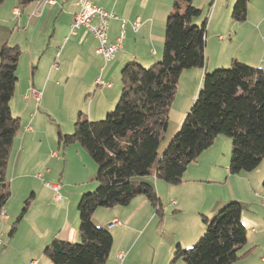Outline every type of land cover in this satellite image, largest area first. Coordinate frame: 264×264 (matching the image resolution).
<instances>
[{
	"label": "crops",
	"instance_id": "0c3cea01",
	"mask_svg": "<svg viewBox=\"0 0 264 264\" xmlns=\"http://www.w3.org/2000/svg\"><path fill=\"white\" fill-rule=\"evenodd\" d=\"M48 1L31 0L20 6L18 0H4L0 5V48L4 43L17 45L22 51L17 68L30 72L20 97L9 103L20 127L13 141L7 177L11 187L15 180L24 179L26 192H32L20 226L24 249L17 253L13 250L17 224L9 235L19 216L14 220L16 204L7 201L2 209L0 264H42L44 247L52 238L72 243L79 240L77 204L83 192L97 186V166L79 144L63 147L59 133L68 134L79 113L94 121L113 110L121 92L120 72L126 64L137 62L147 68L160 60L165 20L174 2L92 0L117 16L109 23V41H115L124 30L122 48L114 59L105 62L94 51L96 41L89 32L77 29L70 33L78 10L75 0ZM235 1L191 0L201 10L194 23H206V69L188 70L192 87L186 102L195 99L203 74L210 69L238 60L264 71V0H248L242 22L231 17ZM16 9L18 13H14ZM137 18L139 25L134 28ZM97 78L104 84H98ZM30 89L41 91L37 103L27 96ZM59 95L62 108L58 125L47 124L39 108H47ZM230 150V138L218 135L187 165L178 184L142 178L155 188L159 200L156 207L144 195H136L126 205L96 209L93 223L112 236L106 264H185L182 259L172 262L174 251L191 247L204 232L202 219H211L231 201L240 203V221L246 229V243L232 264H262L264 158L252 171L230 174ZM68 166L70 172L72 169L84 176L82 183L65 177ZM25 196L23 193L19 201ZM113 219L120 223L109 226ZM119 253L124 254L122 260Z\"/></svg>",
	"mask_w": 264,
	"mask_h": 264
},
{
	"label": "trees",
	"instance_id": "16d2710c",
	"mask_svg": "<svg viewBox=\"0 0 264 264\" xmlns=\"http://www.w3.org/2000/svg\"><path fill=\"white\" fill-rule=\"evenodd\" d=\"M18 1L24 6L31 0ZM247 2L235 1L231 11L235 21L245 20ZM200 14L191 0H174L165 20L160 60L147 68L137 62L126 64L120 72L121 92L114 109L104 119L94 121L79 113L73 133H59L63 147L77 143L95 162L98 185L94 191L83 193L77 204L79 240L72 243L54 237L44 247L43 255L51 264H106L112 236L93 223L96 209L126 205L136 195H144L156 207L159 200L155 188L142 178L178 184L187 165L218 135L231 140L230 174L252 171L264 158V71L238 60L226 68L204 72L180 128L159 153L179 76L185 69H203L206 64V23H194ZM21 52L17 45L8 43L0 48V211L11 194L7 172L20 127L9 103ZM28 202L29 199L9 235L14 233ZM240 214V203L231 201L211 219L203 218V234L191 247H178L172 262L182 259L185 264L234 263L246 243Z\"/></svg>",
	"mask_w": 264,
	"mask_h": 264
},
{
	"label": "rangeland",
	"instance_id": "374dc122",
	"mask_svg": "<svg viewBox=\"0 0 264 264\" xmlns=\"http://www.w3.org/2000/svg\"><path fill=\"white\" fill-rule=\"evenodd\" d=\"M226 67H228V66H226ZM203 69H206V68L204 67ZM217 69H219V68H217ZM188 70L189 69H185L178 78L176 91H175V94H174V97H173V100L171 102L169 112H168V127H167V130L165 131V133L163 135V139L161 140V143L159 146V151H161V152H159L160 154L163 153V151L166 149V147L168 146L169 142L171 141V139L173 138L175 133L180 128L188 110L190 109V107L194 101L193 100L191 102L190 101L186 102V100H185V97L187 96V94L189 93V91L191 90V87H192L191 86L192 80H191V76L188 73L189 72ZM198 70H202V69L198 68ZM213 70H215V69H210L209 72H211ZM29 75H30V72L27 71V68H17L18 80L16 81V85H15L16 89L14 90L13 96L11 98L12 102H14V100H17V98L20 97L21 92L23 91V85L22 84L24 81H26V82L28 81ZM60 96L61 95H59V97L57 96L56 98H53V101L48 104L47 108L43 107L42 105L40 106L39 112H43L45 114V115H43V120L45 123H47V124L53 123L56 126L58 125L57 124L59 122L58 117H59V114L61 113V108H62V99H60ZM11 101H10V104H11ZM21 103H23V102H21ZM42 107L45 109V111L42 109ZM184 111H186V112L184 113ZM105 117H106V115L101 119H104ZM52 119L54 120L53 122H52ZM180 120H181V122L179 123ZM65 125L66 124H64V126ZM73 130H74V123H72L70 132H66V133L71 134V133H73ZM72 171H73L72 169H71V172L69 171V166H68V168L65 172V177L70 178L71 180L77 179L76 181L78 183H82L81 181H82V178L84 176L77 174V173H74ZM144 177H148V176H144ZM140 178H142V177H140ZM161 181L165 182L163 180H161ZM95 182H96V180H95ZM96 185H98V184H96ZM85 187H86V185H85ZM96 187L97 186H94L93 189L88 190V191H94L96 189ZM10 191H11V194H10L9 198L7 199V201H9L8 202L9 205L14 206L16 204L15 208H16L17 214L14 217V220H15L16 217L20 214L22 208L25 207V201H27V199H29L30 194L32 192L30 190L28 192H26L24 179L15 180V182H13V184H12V187L10 184ZM88 191H86V192H88ZM23 193L26 196L22 200V202H20L19 198L21 197V195ZM83 193H85V192H83ZM7 201H6V203H7ZM18 202L21 204L19 205ZM13 203H14V205H13ZM29 204H27L26 209L29 206ZM36 207H38V205H36ZM23 217H24V215H23ZM23 217L17 223L18 232L16 235L17 237L15 239L16 243H15L14 248H13L15 253L24 249V240L22 239V236L24 233H22V232L20 233V226H22V224H24L23 223L24 222ZM14 220H12V221H14ZM11 224H12V222L10 223V225ZM43 262L47 263V264L49 262L45 256L42 259V264H44Z\"/></svg>",
	"mask_w": 264,
	"mask_h": 264
},
{
	"label": "built area",
	"instance_id": "2783aa9c",
	"mask_svg": "<svg viewBox=\"0 0 264 264\" xmlns=\"http://www.w3.org/2000/svg\"><path fill=\"white\" fill-rule=\"evenodd\" d=\"M48 2H52L49 0ZM75 4L78 7L77 12L74 14L72 22L70 24V33H74L77 29H83L89 32L96 41L94 51L99 54L105 62H108L115 58L117 52L122 48V38L124 37V30L122 29L119 37L111 42L108 37L110 20L117 16L113 11L107 10L101 6L96 5L92 0H75ZM18 9L14 11L17 12ZM125 21H122V28ZM139 25V19L137 18L133 26L137 28ZM97 83L103 85L104 82L97 78ZM27 96L32 97L36 103L41 97V91L36 89H30ZM57 189V186H54ZM264 204V199L262 200ZM172 203L175 201L172 200ZM0 218H4V212L0 211ZM117 219H113L109 226L119 224ZM124 257L123 253L118 254L119 260ZM261 262L264 264V254L261 257ZM30 264H36V261H32Z\"/></svg>",
	"mask_w": 264,
	"mask_h": 264
},
{
	"label": "bare ground",
	"instance_id": "6f19581e",
	"mask_svg": "<svg viewBox=\"0 0 264 264\" xmlns=\"http://www.w3.org/2000/svg\"><path fill=\"white\" fill-rule=\"evenodd\" d=\"M16 13H18V11Z\"/></svg>",
	"mask_w": 264,
	"mask_h": 264
}]
</instances>
